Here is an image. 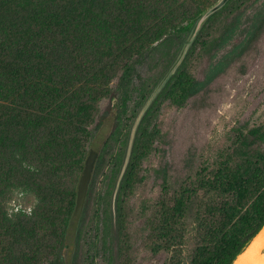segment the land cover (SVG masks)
<instances>
[{
  "label": "rangeland",
  "instance_id": "rangeland-1",
  "mask_svg": "<svg viewBox=\"0 0 264 264\" xmlns=\"http://www.w3.org/2000/svg\"><path fill=\"white\" fill-rule=\"evenodd\" d=\"M6 1L18 12L17 33L24 41L0 62L5 90L13 88L18 102L16 111L0 120V264H49L85 132L105 110L106 91L139 50L157 44L173 27L195 22L217 0H19L18 6ZM235 1L245 12L233 42L243 37L259 2L232 0L202 25L205 46L231 20ZM44 21L49 28L40 33ZM193 42L182 63L197 79L233 44L211 59L204 45L190 54ZM181 45H173L167 60L177 58ZM165 62L143 69L151 86L169 70ZM0 102L8 106L11 98ZM156 122L159 137L123 204L122 235L113 233L112 255L99 250L95 264H191L213 240L211 231L241 227L259 184L236 203L218 179L239 136L253 127L264 129V31L183 105L160 103ZM106 132L107 124L96 146ZM257 147L264 152V141ZM180 196L185 204L178 213ZM111 210L114 214L113 202ZM95 211L92 205L82 228L77 264H86Z\"/></svg>",
  "mask_w": 264,
  "mask_h": 264
},
{
  "label": "trees",
  "instance_id": "trees-1",
  "mask_svg": "<svg viewBox=\"0 0 264 264\" xmlns=\"http://www.w3.org/2000/svg\"><path fill=\"white\" fill-rule=\"evenodd\" d=\"M231 1L228 0L221 10L226 8ZM241 1L246 4L259 2L248 21L243 37L233 42L240 30L242 16L245 12L244 8L239 9L240 4L236 1L235 14L231 20L224 26L222 33L205 46L202 30L205 24L214 19L221 10L214 12L206 20L190 48V54L197 46L204 45L203 48H206L205 53L208 54V58L213 59L218 50L230 43L233 44L217 59L209 63L201 79L190 75L185 63H182L142 115L128 157L132 126L158 83L157 81L151 86L150 78L143 74V69L146 67L149 69L150 66H157L166 61L164 67L167 66L165 68L167 70L176 58L175 56L167 60L169 56L174 55L173 45H181L182 38L189 36L195 19L171 28L157 44L139 50L125 64L115 86L106 91L108 103L105 110L99 115L94 126L85 132L86 146L80 158L76 182L60 222L57 244L49 259V264H67L68 258L70 259L69 264L79 262L82 228L92 205L96 206L94 217L97 220L92 228V243L86 255V264H95V257L99 250L109 256L112 255L113 233L120 238L124 227L123 204L141 162L150 153L159 137L156 116L160 103L169 100L177 106L183 105L190 97L202 91L214 77L223 73L234 59L240 56L245 47L255 41L257 36L264 31V0ZM19 2L15 0V6H18ZM14 12L15 10L9 7L6 0H0V62L7 53L12 55L11 51L17 48L19 42L24 41L17 33L18 12L17 10L15 14ZM48 28L49 24L45 21L38 26L40 33H45ZM179 40H181L180 44ZM2 77L0 72V101L10 97L11 102L8 106L0 102V120H3L2 115L4 114H13L17 109H14L15 105L18 107L17 98L12 93L13 88L5 90ZM106 124L107 132L96 146L97 136ZM263 141L264 129L261 127L250 128L245 134L239 136L237 145L224 161V172L222 170V176L218 179L222 192L231 195L236 203L244 199L251 185L259 184V190L257 189L259 192L248 216L247 214L243 216L241 227L236 231H211L213 240L209 245L199 249L191 264H231L236 255L263 225L264 152L257 147V144ZM100 176H102L101 179H99ZM112 202L115 208L114 214L111 210ZM184 204L185 200L180 196L176 201V212L181 213ZM234 208L235 206L232 207ZM66 249L67 254H65Z\"/></svg>",
  "mask_w": 264,
  "mask_h": 264
},
{
  "label": "water",
  "instance_id": "water-1",
  "mask_svg": "<svg viewBox=\"0 0 264 264\" xmlns=\"http://www.w3.org/2000/svg\"><path fill=\"white\" fill-rule=\"evenodd\" d=\"M228 0H217L211 7H209L205 12H203L194 22L193 27L190 31V34L183 44L181 51L177 58L174 60L169 70L154 88L145 104L141 108L135 122L132 126L130 140L128 144L127 157L129 155L130 147L134 138V134L137 128V125L149 107L151 102L155 99L157 94L161 91V89L166 85L171 76L176 72L177 68L182 63L185 54L190 47L191 43L195 39L197 33L199 32L202 25L206 22V20L216 11L220 10ZM70 259H67V264H69ZM231 264H264V223L261 228L251 237V239L247 242V244L243 247V249L236 255Z\"/></svg>",
  "mask_w": 264,
  "mask_h": 264
}]
</instances>
